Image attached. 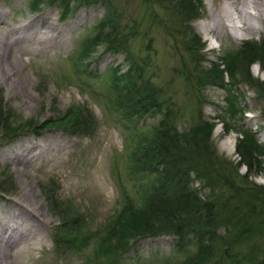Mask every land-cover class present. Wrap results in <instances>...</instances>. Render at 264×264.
Returning a JSON list of instances; mask_svg holds the SVG:
<instances>
[{
  "label": "rangeland",
  "instance_id": "374dc122",
  "mask_svg": "<svg viewBox=\"0 0 264 264\" xmlns=\"http://www.w3.org/2000/svg\"><path fill=\"white\" fill-rule=\"evenodd\" d=\"M68 1L69 10L66 0H0V108L8 125L0 129V223L19 212L35 234L4 241L9 252L0 256L9 264H114L118 256L101 248L102 238L122 211L143 205L139 182L129 170L132 131L110 102L113 74L128 68L130 53H114L105 43L86 46L107 16L108 3L129 26L132 53L151 63L148 72L155 83L181 107V128L204 118L213 125L214 150L235 164L243 132L264 145V66L252 63L244 48L247 41L264 47V23L247 30L246 15L239 12L245 0H201L199 13L189 19L202 39L203 68L226 70L232 59L237 64L233 76L225 71L221 80L202 86L194 77L175 0H102L75 10L77 2ZM48 18L54 21L51 31L55 24L63 28L56 44L26 49L28 41L18 36L23 29L31 32L33 23L21 25ZM157 121L150 117L140 125L150 130ZM233 134L236 148L230 152L224 142ZM247 173L248 167L241 166L240 175ZM250 180L264 185V162L254 166ZM256 244L264 260V232ZM172 245L170 235L145 238L125 253L122 264L174 260Z\"/></svg>",
  "mask_w": 264,
  "mask_h": 264
},
{
  "label": "trees",
  "instance_id": "16d2710c",
  "mask_svg": "<svg viewBox=\"0 0 264 264\" xmlns=\"http://www.w3.org/2000/svg\"><path fill=\"white\" fill-rule=\"evenodd\" d=\"M66 1L69 10L71 3ZM100 1L75 0L74 10ZM175 1L184 21L181 29L187 37L186 50L191 53L190 61L197 72L194 77L199 84L221 80L225 71L233 76L237 71L234 59L226 70L201 65L202 39L188 22L199 13L201 0ZM107 12L86 46L96 49L97 44L105 43L114 53H130L128 68L113 74L110 102L132 131L134 150L129 170L139 182L143 205L122 211L113 227L106 230L101 248L116 253L114 264H122L125 253L145 238L170 235L172 253L177 256L174 260L167 258L163 264H264L263 249L256 244L257 237L264 232V185L250 180L254 166L264 162L259 160L264 156V145L251 133L243 132L237 143L241 159L235 164L214 150L213 125L207 120L193 118L188 128H181V107L155 83L154 74L148 72L151 63L138 60L132 53L127 36L129 26L121 22L113 4L108 3ZM131 27L135 29L136 25ZM244 48L246 55L253 58L252 63L260 61L264 66V47L247 41ZM183 70H188V65ZM3 117L0 108V129H7ZM150 117L158 121L146 130L147 124L140 122ZM243 165L248 167L245 176L240 175Z\"/></svg>",
  "mask_w": 264,
  "mask_h": 264
},
{
  "label": "bare ground",
  "instance_id": "6f19581e",
  "mask_svg": "<svg viewBox=\"0 0 264 264\" xmlns=\"http://www.w3.org/2000/svg\"><path fill=\"white\" fill-rule=\"evenodd\" d=\"M239 12H240V14H242L244 16L246 15L245 20H246V23L248 26L247 30H249L250 32H252L253 30H258V28H260V24L264 23V0H245L244 8H240ZM35 21H36L35 19H32V21H28V23H26V25H21V27L24 26L25 28H28L33 23L31 25L32 31L25 33V31L23 29L22 31L24 34L19 35L18 38H22V40L28 41V44L26 45V49H28V50H29V48L31 50H37V51L39 49L44 50L47 48H51V46L56 44V40L59 37V33L60 32L63 33L62 32L63 28L58 27V25L55 24V29L52 30L53 31L52 32L51 28H52L54 21L50 20V18H48V20H46V21L44 20V21L39 22V23L37 21L36 22ZM232 26H234V25H232ZM21 27H18L15 30L17 32H20L22 29ZM204 28H205L204 32H206V34L208 35L210 28H208L207 25H205ZM49 31H51V32H49ZM48 32H49V34H48ZM35 45H38V47L36 48ZM17 59H18L17 61L22 60L21 57H18ZM256 68L258 69V67H256ZM235 143H236V137H235V134H233L228 140H226V142H224V147L227 148L230 152H235V148H236ZM35 145L37 146V144H34V146ZM41 146H42V148H47V144H45V146L44 145H41ZM58 147H59V145L55 144L54 148H58ZM48 151H49V149L47 150V152ZM40 152H42V151H40ZM23 154H25V153H23ZM47 158H48V156H47ZM33 211H35V210H33ZM31 226H32L31 222L27 221V223H26L25 220H23L21 218L19 212L13 211L12 214H10V216L6 217V219H4L0 223V252H6L3 255H7V253L9 252V251H7L8 245L6 243H4V241L7 240L8 242L14 243V242H17V240L20 241V240L28 237L29 233L34 234V228H32ZM3 235H6V236H3ZM17 254H18V252H17ZM20 256H21V252H20ZM15 259H16V257H15ZM0 264H9V262H7L6 258H3L1 255L0 256Z\"/></svg>",
  "mask_w": 264,
  "mask_h": 264
}]
</instances>
